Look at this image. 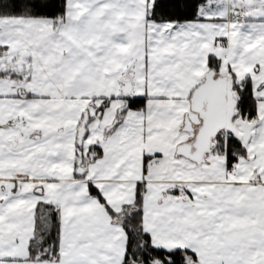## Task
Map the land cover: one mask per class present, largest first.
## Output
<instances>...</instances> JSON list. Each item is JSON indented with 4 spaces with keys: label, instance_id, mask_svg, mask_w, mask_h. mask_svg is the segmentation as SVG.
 <instances>
[{
    "label": "snow or ice",
    "instance_id": "6c2138e0",
    "mask_svg": "<svg viewBox=\"0 0 264 264\" xmlns=\"http://www.w3.org/2000/svg\"><path fill=\"white\" fill-rule=\"evenodd\" d=\"M0 264H264V0H0Z\"/></svg>",
    "mask_w": 264,
    "mask_h": 264
}]
</instances>
